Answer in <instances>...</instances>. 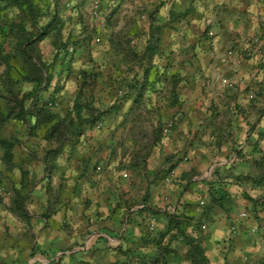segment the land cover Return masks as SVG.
Listing matches in <instances>:
<instances>
[{
  "label": "crops",
  "instance_id": "obj_1",
  "mask_svg": "<svg viewBox=\"0 0 264 264\" xmlns=\"http://www.w3.org/2000/svg\"><path fill=\"white\" fill-rule=\"evenodd\" d=\"M3 1L0 126L18 128L25 126L27 120L24 123L19 116L12 117L19 110V106L14 107V99L31 96L29 93L35 89L25 65L31 62L39 67L55 59L52 56L57 44L56 30L51 24L53 0H31L34 4L44 3L47 9L36 23L28 20L25 5ZM148 1L158 6L153 17L164 27L158 49L166 58L163 62L170 67L157 108L164 120L163 127L172 124L168 134L161 133L162 156H167L172 167L171 182L165 184L162 179L145 184L142 191L145 203L133 206L135 213L125 223L124 233L122 230L118 234L115 230L107 235L97 233L98 239L89 247V235L79 237L76 233L66 241L67 250L57 248L59 238L54 239V246L42 249L40 218L33 212L25 215L20 210V180L12 174L15 170H6V182L10 177L17 184L12 189L6 186L4 206L0 203V264H107L100 258L111 255L117 256L118 261L122 254L134 258L130 264H153L151 257L163 259L174 255L177 257L166 264H201L203 258L205 264H264V242L249 233L254 226H264V182L260 180L264 176V164L258 163L264 159V106L250 105L244 99L254 72L259 82L264 80V0ZM135 15L136 12L131 14ZM205 23L211 26L209 32L215 34V44L208 48L197 44ZM13 24L25 27L34 36L45 30L41 39L33 43L39 51L25 57L13 50L14 44L22 43V36ZM128 27L129 32L137 30L131 23ZM179 36L180 42H177ZM256 36L260 41L255 48L263 53L256 57L260 67L254 68L255 62L242 60L240 56L241 60L225 55L228 48L247 53L251 46L248 41ZM39 44L49 45L51 59L47 55L39 56L44 53ZM39 73L44 79L43 86L45 71ZM140 78L143 89L152 92L155 86L150 82L149 72ZM223 80L233 82L234 88H222ZM39 87L34 91L36 98L40 94L44 96ZM134 92L137 94V89ZM254 126L257 135L250 131ZM248 136L255 139L248 141ZM6 142L13 145L12 150L16 149V141L6 139ZM239 142L243 157L234 153ZM255 143L257 155L250 153L248 147L252 148ZM12 150V164L19 163L20 156ZM242 213L246 218L237 221L236 233L231 234V219ZM65 221L72 224L73 219ZM107 222L119 224L116 219H107ZM172 225L180 228L176 245L166 235ZM76 238L83 241L80 247L73 245ZM93 255L97 257L91 261L88 257Z\"/></svg>",
  "mask_w": 264,
  "mask_h": 264
},
{
  "label": "rangeland",
  "instance_id": "obj_2",
  "mask_svg": "<svg viewBox=\"0 0 264 264\" xmlns=\"http://www.w3.org/2000/svg\"><path fill=\"white\" fill-rule=\"evenodd\" d=\"M52 2L57 44L52 53L55 59L40 66L48 77V84L46 81L39 87L44 96L17 97L32 114L25 116L27 124L18 128L0 126V142L16 141V149L12 151L20 156L19 163L12 164L0 144V203L4 202L6 186L12 189L17 184L10 177L7 183L4 173L15 170L12 174L20 180V210L25 215L33 212L40 218L41 248L54 246V239L59 238L57 248L67 250L66 241L76 233L79 237L89 235L88 247L98 239L97 233L107 235L113 230L116 234L121 230L124 233L125 223L135 213L133 206L145 203V194L142 195L145 184H154L170 173L172 167L167 156H162L161 129L165 126L157 108L170 67L163 62L166 58L158 49L164 27L153 17L158 11L156 3L151 5L148 0ZM37 7L42 14L47 11L42 2ZM134 12L136 17L131 16ZM130 23L137 30L129 32ZM210 28L205 23L199 35L197 44H205L204 48L215 44V34L209 32ZM258 41L257 36L248 41L251 46L247 53L240 54L233 48L224 53L256 64V57L263 54L260 48H255ZM40 46L44 53L39 56L47 55L51 59L49 45ZM34 51L39 48L31 53ZM256 66L260 67L253 65ZM144 72H149L150 82L155 86L150 93L141 86ZM220 86L232 89L234 83L223 80ZM244 95L248 104L264 106V80L259 82L256 72ZM37 110L40 113L36 115ZM15 116L17 111L12 115ZM99 118L103 126L97 130L90 122ZM250 129L254 131L255 126ZM253 134L257 135L256 131ZM252 138L247 137L248 141L255 139ZM241 146V143L235 145L234 153L243 157ZM250 146V153L257 155V143ZM258 163L264 164V159ZM97 165L101 168L98 172ZM260 180L264 182V176ZM66 218H72V224L66 223ZM59 219L60 223L56 222ZM107 219L119 220V224L114 226ZM170 229L166 235L176 245L180 228L172 225ZM82 242L76 238L73 245L80 247ZM92 257L97 256L88 258L92 261ZM176 257L150 259L153 264H166ZM100 259L107 264H130L134 260L124 254L118 261L117 256L111 255ZM201 264H205V258Z\"/></svg>",
  "mask_w": 264,
  "mask_h": 264
},
{
  "label": "trees",
  "instance_id": "obj_3",
  "mask_svg": "<svg viewBox=\"0 0 264 264\" xmlns=\"http://www.w3.org/2000/svg\"><path fill=\"white\" fill-rule=\"evenodd\" d=\"M3 2H4L3 0H0V8L2 7V3ZM7 2H9L11 5L16 4V3H20V4L24 3L23 5H26L25 7L28 10V20L32 21V23H34V22L36 23L38 21V17H42L44 15V14H42V12L38 11L39 8L37 7V4H34L31 0H8ZM51 24H52V22H51ZM12 26L18 28V34L20 36H22V39H20L22 41V43L21 44H14L13 45V50L15 52L19 51V53L26 55L25 57H30L31 54H32L31 50H34L35 49L34 45H36V44H33V43L41 39L42 35H44V33H45V30L43 31V34L42 33H37L34 36L31 33H28L27 29L25 27H21L20 25L18 27L15 24H13ZM40 66H41V64H40ZM40 66L38 67V66H36V64H33L31 62L28 63L27 65H25V68H27L28 71L30 72V74H29V75H31L30 76V80L32 82L34 81V83H35L34 91H36L38 89V87L40 86L42 80H44V79H41V76H39V74H40L39 72H41ZM33 73H35L36 76L32 75ZM46 81H47V84H48L47 74H46ZM42 90H44V88ZM34 91L29 93L31 96L27 95L28 98H31V99H32V97L36 98V94L34 93ZM14 101L16 102L14 107L15 106L16 107L19 106L18 116L25 123V121H26L25 116L29 115L31 113L27 109H24L23 104H21L22 101L18 102L17 99H14ZM37 113H40V112L37 110V112L35 114L37 115ZM92 122H93V124H95V128H96V124L97 123H101V125L103 126V123L101 122L100 118L98 120L97 119L91 120L90 125H91ZM97 130H99V129H97ZM162 130L163 129H161V133H162ZM2 145L4 147V156L7 159H11L12 158L11 150H12L13 145L11 143H7L6 141L3 142ZM97 166H99V165H97ZM96 167H95V170H96Z\"/></svg>",
  "mask_w": 264,
  "mask_h": 264
},
{
  "label": "built area",
  "instance_id": "obj_4",
  "mask_svg": "<svg viewBox=\"0 0 264 264\" xmlns=\"http://www.w3.org/2000/svg\"><path fill=\"white\" fill-rule=\"evenodd\" d=\"M224 84H226V82H224ZM102 127L101 123H97L96 124V129H100ZM172 127V124H167L163 130H162V133L164 135L168 134L170 129ZM101 168L100 166H97L96 167V171H100ZM171 179H172V175L171 174H167L164 176L163 178V182L165 184H169L171 182ZM202 204V203H201ZM246 218V214L245 213H242L239 215L238 218H232L231 219V222H230V232L231 234H235L236 233V230H237V221L239 219H245ZM249 233L251 236H255L259 242H264V226H261V227H258V226H254L252 228L249 229Z\"/></svg>",
  "mask_w": 264,
  "mask_h": 264
}]
</instances>
